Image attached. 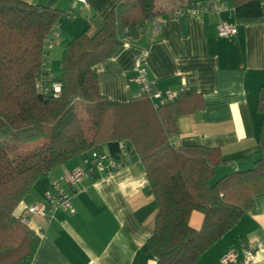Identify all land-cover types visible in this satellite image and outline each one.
<instances>
[{
    "label": "trees",
    "instance_id": "1",
    "mask_svg": "<svg viewBox=\"0 0 264 264\" xmlns=\"http://www.w3.org/2000/svg\"><path fill=\"white\" fill-rule=\"evenodd\" d=\"M228 4L237 25L264 21L262 0ZM125 6L113 8L95 33L85 30L65 44L55 79L44 69L47 41L64 14L0 0V264L32 263L40 238L14 216L15 208L56 168L92 149L105 148L117 158L123 144L124 159L137 157L158 207L146 241L157 264H195L251 209L253 197L264 194V86L257 91L256 159L215 181L219 166L243 157L222 160L214 149L174 144L177 119L193 111L195 90L156 108L144 94L125 103L100 94L96 66L138 40L144 21L157 16L155 0H139L133 18ZM40 81L59 82L58 96L42 93ZM4 138L41 143L11 157ZM192 212L202 215L197 230L189 225Z\"/></svg>",
    "mask_w": 264,
    "mask_h": 264
},
{
    "label": "crops",
    "instance_id": "2",
    "mask_svg": "<svg viewBox=\"0 0 264 264\" xmlns=\"http://www.w3.org/2000/svg\"><path fill=\"white\" fill-rule=\"evenodd\" d=\"M20 1L64 14L57 25L60 41L56 38L53 44L60 46L85 30L95 33L113 8L127 7L130 0ZM210 1L222 8L219 13L189 12L197 2ZM154 9L156 18L144 21L138 40L124 44L96 66L100 94L119 103L137 97L133 78L140 67L161 93L176 92L187 80L195 90L193 111L178 117L174 144L214 149L222 160L243 157L219 166L222 175L250 168L261 123L256 105L257 91L264 86V21L237 25L228 0H155ZM175 11L183 16L169 15ZM219 20L235 25L237 33L218 36ZM49 49L52 46L46 59ZM86 156L73 158L36 184L14 216L42 202L46 184L80 165ZM124 161V167L113 173L87 174L69 194L72 212L59 207L51 216L26 219V226L40 238L31 264H157L146 250V241L158 207L137 157L130 155ZM62 188L67 191L63 184ZM201 223L202 215L192 212L190 227L197 230ZM256 241L261 245L249 264H264V194L253 197L251 209L195 264H220L231 250L240 259L241 246Z\"/></svg>",
    "mask_w": 264,
    "mask_h": 264
},
{
    "label": "built area",
    "instance_id": "3",
    "mask_svg": "<svg viewBox=\"0 0 264 264\" xmlns=\"http://www.w3.org/2000/svg\"><path fill=\"white\" fill-rule=\"evenodd\" d=\"M222 8L217 6L215 1L207 3L197 2L193 8L189 9V12L193 14L199 13H211L217 14ZM169 15L183 16L181 11H175L169 13ZM155 30L158 29L157 22L154 25ZM216 30L220 37H232L237 33L235 25L225 21H218L216 24ZM53 39L47 41L48 47L53 46L54 40L57 38V33H52ZM133 81L139 88L138 95L144 94L151 101L154 108L164 105L169 102H173L178 96L190 89L189 81L182 80L180 87L176 92L161 93L156 89L155 81L148 78L145 68H137L136 75ZM38 88L42 93H51L54 97L58 96L60 92V83L52 82L48 83L40 81ZM120 148L125 155V148L123 144H120ZM122 156L117 158L110 156L105 148L92 149L88 152L87 156L82 158L81 164L74 167L71 171L64 175L52 178L49 181V185L43 193L42 202L33 203L28 206L23 214L18 216L20 220L25 223L26 219L30 215H52L53 212L62 207L72 212V208L69 202V194L75 190L77 184L87 175L98 173L100 175H107L113 173L125 165V159ZM62 184L67 188L65 191L62 188ZM261 244L259 242H250L243 244L240 249L241 258L238 259V252L235 250L228 251L221 259L220 264H249L252 259L253 253L256 248Z\"/></svg>",
    "mask_w": 264,
    "mask_h": 264
},
{
    "label": "rangeland",
    "instance_id": "4",
    "mask_svg": "<svg viewBox=\"0 0 264 264\" xmlns=\"http://www.w3.org/2000/svg\"><path fill=\"white\" fill-rule=\"evenodd\" d=\"M138 2L139 0H130L127 6L128 13L130 14V18L137 17L139 15L138 12ZM121 13H123L121 11ZM58 31V30H57ZM70 39V38H69ZM56 41H60V39H56ZM70 41V40H69ZM66 42L61 44L60 46H56L57 44L52 46V50L49 49V55L46 59L45 56V64L44 69L55 79H58L60 74V54L65 46ZM48 50V49H47ZM8 154L11 157H16L19 154H24L26 151L34 148L35 146L39 145L41 141H31L27 139H6L2 140ZM222 176L220 174L219 169H216L215 176L213 181L219 179Z\"/></svg>",
    "mask_w": 264,
    "mask_h": 264
}]
</instances>
